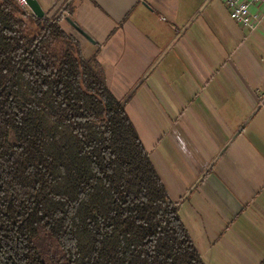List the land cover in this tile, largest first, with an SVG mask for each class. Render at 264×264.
Segmentation results:
<instances>
[{
  "label": "trees",
  "instance_id": "16d2710c",
  "mask_svg": "<svg viewBox=\"0 0 264 264\" xmlns=\"http://www.w3.org/2000/svg\"><path fill=\"white\" fill-rule=\"evenodd\" d=\"M64 16L0 0V264H205Z\"/></svg>",
  "mask_w": 264,
  "mask_h": 264
},
{
  "label": "crops",
  "instance_id": "0c3cea01",
  "mask_svg": "<svg viewBox=\"0 0 264 264\" xmlns=\"http://www.w3.org/2000/svg\"><path fill=\"white\" fill-rule=\"evenodd\" d=\"M37 1L95 40L62 19L97 51L204 263L263 264L264 18L248 32L222 0Z\"/></svg>",
  "mask_w": 264,
  "mask_h": 264
},
{
  "label": "built area",
  "instance_id": "2783aa9c",
  "mask_svg": "<svg viewBox=\"0 0 264 264\" xmlns=\"http://www.w3.org/2000/svg\"><path fill=\"white\" fill-rule=\"evenodd\" d=\"M21 7L26 6V0H16ZM229 16L248 32H254L261 26L264 18V0H222ZM61 12L54 10L47 16L57 17Z\"/></svg>",
  "mask_w": 264,
  "mask_h": 264
},
{
  "label": "water",
  "instance_id": "95a60500",
  "mask_svg": "<svg viewBox=\"0 0 264 264\" xmlns=\"http://www.w3.org/2000/svg\"><path fill=\"white\" fill-rule=\"evenodd\" d=\"M26 6L35 17L42 18L44 16V11L37 0H26ZM64 21L87 42L95 44V40L92 36L86 32L71 16H64Z\"/></svg>",
  "mask_w": 264,
  "mask_h": 264
},
{
  "label": "rangeland",
  "instance_id": "374dc122",
  "mask_svg": "<svg viewBox=\"0 0 264 264\" xmlns=\"http://www.w3.org/2000/svg\"><path fill=\"white\" fill-rule=\"evenodd\" d=\"M264 260V259H263ZM224 262H227L226 260H223ZM264 264V263H263Z\"/></svg>",
  "mask_w": 264,
  "mask_h": 264
}]
</instances>
